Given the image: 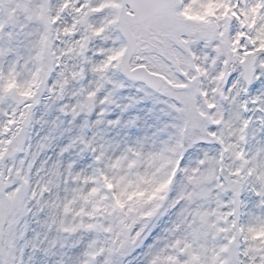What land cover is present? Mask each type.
Wrapping results in <instances>:
<instances>
[{"label":"snow or ice","instance_id":"1","mask_svg":"<svg viewBox=\"0 0 264 264\" xmlns=\"http://www.w3.org/2000/svg\"><path fill=\"white\" fill-rule=\"evenodd\" d=\"M0 264H264V0H0Z\"/></svg>","mask_w":264,"mask_h":264}]
</instances>
